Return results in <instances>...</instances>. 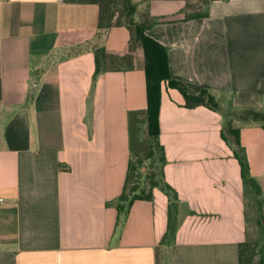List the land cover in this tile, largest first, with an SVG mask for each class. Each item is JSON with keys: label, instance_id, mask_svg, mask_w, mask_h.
<instances>
[{"label": "crops", "instance_id": "crops-1", "mask_svg": "<svg viewBox=\"0 0 264 264\" xmlns=\"http://www.w3.org/2000/svg\"><path fill=\"white\" fill-rule=\"evenodd\" d=\"M190 1L132 0L189 93L207 89L219 104L264 112V0H209L202 11ZM98 16L99 0H0V264H164L160 255L166 264H238L254 211L223 118L184 107L167 82L159 141L179 201L175 231L160 244L168 200L158 189L117 225L111 202L123 189L129 123L144 117L145 73L136 46L131 68L95 75L92 47L122 57L130 39L113 26L98 41ZM234 124L264 218V128Z\"/></svg>", "mask_w": 264, "mask_h": 264}, {"label": "trees", "instance_id": "trees-1", "mask_svg": "<svg viewBox=\"0 0 264 264\" xmlns=\"http://www.w3.org/2000/svg\"><path fill=\"white\" fill-rule=\"evenodd\" d=\"M119 7L120 9H118ZM117 10L118 15L115 14ZM135 14L136 4L132 0H99L97 40L99 41L105 31L113 26H125L130 34L129 53L117 57L109 55L104 46L98 43L92 47L95 75L106 70H116L121 65L131 68L132 52L136 46L140 47L143 54L146 91L144 122H146L148 140L145 146L137 138V131L139 130L137 125L142 120L131 121L129 123L130 155L123 189L117 199L111 202L117 210V225L123 218L125 219L135 201H153V190L158 189L168 200V225L161 245L170 237V234L174 233L176 228V222L172 223V219L178 210L179 201L176 191L165 180L166 159L163 146L159 141L158 114L163 82H167L169 87L180 92L184 107L190 109L204 106L221 114L223 118L221 136L226 145L231 147L239 163L244 199L250 207L255 206L258 211L261 210L263 206L261 188L250 174L245 149L240 142V128L235 126L234 122H256L264 128V112L253 109L234 112L223 111L219 102L207 89H202L196 95L189 93L183 83L171 77L167 49L145 35L144 30L148 22L142 17L141 20L136 19ZM206 15L207 13L202 16ZM259 223L261 222L259 221ZM238 264H264V243L259 246L258 241H249V239L240 243L238 245Z\"/></svg>", "mask_w": 264, "mask_h": 264}, {"label": "rangeland", "instance_id": "rangeland-1", "mask_svg": "<svg viewBox=\"0 0 264 264\" xmlns=\"http://www.w3.org/2000/svg\"><path fill=\"white\" fill-rule=\"evenodd\" d=\"M208 2H209V0H192L189 3L192 6V8L190 10L191 11H195V10L202 11L203 6H206ZM118 9H120V7ZM115 14L118 15V10L116 11ZM229 99L232 100L233 102H237L234 99V97H229ZM228 106H229L228 104H226V105L220 104V107L222 108L223 111H227V110L233 111V112L234 111H241V110H238L236 108H232V107H228ZM137 127L139 128V130L137 131V138L141 142H143V144L146 146L147 140H148V135H147V129H146V122H144V117L142 118V122L139 123L137 125ZM248 199H250V198H248ZM250 200H248V201H250ZM253 211H254V217H253L252 222L249 223V231H250L249 241H258L259 246H261L264 243V218L263 217L260 218L259 212L255 206L253 207ZM261 219L263 220V222H261ZM259 221L261 223H259ZM162 260H163V263L166 264V256L165 255H160V261H162Z\"/></svg>", "mask_w": 264, "mask_h": 264}]
</instances>
